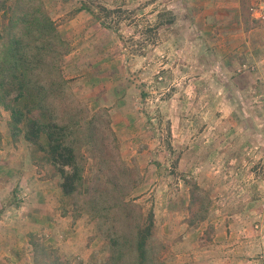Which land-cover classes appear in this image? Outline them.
Wrapping results in <instances>:
<instances>
[{
    "label": "rangeland",
    "instance_id": "374dc122",
    "mask_svg": "<svg viewBox=\"0 0 264 264\" xmlns=\"http://www.w3.org/2000/svg\"><path fill=\"white\" fill-rule=\"evenodd\" d=\"M11 1L0 0V36L3 8ZM40 1L69 43L62 58L72 109L67 116L73 114L84 184L55 199V214H65V224L37 215L6 220L5 226H29L47 249L35 264L58 256L63 260L55 264H108L109 234L119 224L117 196L135 198L142 212L153 208L159 264H264L260 50L236 46L242 30L214 11L216 0ZM84 2L122 8L105 18L118 25L106 27L79 11ZM260 4L264 0H242L245 31L246 24L264 29V19L252 15ZM0 114L19 146L35 148L42 167L49 164L61 182L38 145L24 133L13 135L11 112L2 107ZM188 180L209 194L206 219L197 225L189 224ZM91 185L98 186L95 199L87 196ZM140 210L133 211L135 220Z\"/></svg>",
    "mask_w": 264,
    "mask_h": 264
},
{
    "label": "trees",
    "instance_id": "16d2710c",
    "mask_svg": "<svg viewBox=\"0 0 264 264\" xmlns=\"http://www.w3.org/2000/svg\"><path fill=\"white\" fill-rule=\"evenodd\" d=\"M80 10L89 11L106 27L114 28L117 21L111 22V14L122 8H109L98 4L96 8L83 3ZM4 35L0 36V109L11 112V129L14 136L24 133L27 141L38 145L62 177L59 184L64 195L73 193L77 185L84 184V166L80 163L82 155L76 137L73 139V114L67 100L66 86L69 80L63 73L62 58L70 51L69 43L60 33L55 19L45 9L40 0H12L5 4L2 13ZM133 19V18H130ZM175 21L170 14L169 22ZM117 27V26H116ZM116 31L118 29L116 28ZM57 103L60 106L58 112ZM61 113V116H58ZM75 117V116H74ZM94 120L88 122L90 129ZM110 126V118L107 120ZM44 141V145L43 142ZM192 213L190 225L206 219L203 212L208 192L196 181L188 180ZM98 186L91 185L87 196L95 199ZM201 193L204 194L201 195ZM117 215L114 234H109L108 264H159L153 255L155 213L153 208L140 210L134 199L115 197ZM195 205L198 207L194 208ZM202 206V207H201ZM139 209V219L135 220L133 211ZM197 213H201L197 217ZM118 226L122 229L118 230ZM35 256L47 254L45 246L31 239ZM37 252V253H36ZM51 253V252H50ZM43 260L41 264H55ZM161 264H167L161 262Z\"/></svg>",
    "mask_w": 264,
    "mask_h": 264
},
{
    "label": "crops",
    "instance_id": "0c3cea01",
    "mask_svg": "<svg viewBox=\"0 0 264 264\" xmlns=\"http://www.w3.org/2000/svg\"><path fill=\"white\" fill-rule=\"evenodd\" d=\"M215 10L222 11L229 26L242 30L243 39L238 38L236 46L245 48V52L260 50L263 59L264 29L260 24H246L249 29L244 30L242 0H216ZM5 125L7 123L0 114V264H35L31 242L34 230L29 226L25 228L20 221L17 225L5 226L6 220L37 215L65 224L66 215L61 213L59 216L54 209L58 206L55 199L58 198L59 202L64 194L58 177L50 172V165L42 167L45 165L39 163L37 150L20 147L18 141L4 129Z\"/></svg>",
    "mask_w": 264,
    "mask_h": 264
},
{
    "label": "built area",
    "instance_id": "2783aa9c",
    "mask_svg": "<svg viewBox=\"0 0 264 264\" xmlns=\"http://www.w3.org/2000/svg\"><path fill=\"white\" fill-rule=\"evenodd\" d=\"M252 15L257 19H264V5L260 4L252 8Z\"/></svg>",
    "mask_w": 264,
    "mask_h": 264
}]
</instances>
